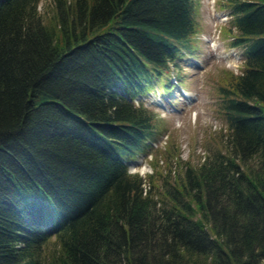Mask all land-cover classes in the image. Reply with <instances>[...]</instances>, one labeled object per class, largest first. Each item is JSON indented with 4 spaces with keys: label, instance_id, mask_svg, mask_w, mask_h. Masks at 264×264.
<instances>
[{
    "label": "trees",
    "instance_id": "16d2710c",
    "mask_svg": "<svg viewBox=\"0 0 264 264\" xmlns=\"http://www.w3.org/2000/svg\"><path fill=\"white\" fill-rule=\"evenodd\" d=\"M40 1L0 0V264H264V0H223L244 62L216 89L225 149L174 177L166 152L160 186L128 160L196 0H58L56 25Z\"/></svg>",
    "mask_w": 264,
    "mask_h": 264
},
{
    "label": "rangeland",
    "instance_id": "374dc122",
    "mask_svg": "<svg viewBox=\"0 0 264 264\" xmlns=\"http://www.w3.org/2000/svg\"><path fill=\"white\" fill-rule=\"evenodd\" d=\"M195 2L198 32L194 36V51L182 57L179 74L174 68L168 73L175 87L167 92L164 85L158 84L141 96L156 113L160 134L149 141L146 151L128 160V165L131 172L143 176L154 173L156 186L163 184L167 174L170 164L166 154L170 150L175 154L172 162L174 177L185 170L187 163L199 164L216 149H225L221 134L225 121L218 111L216 89L221 80L227 82L231 78V73L227 76L226 71L239 73L244 65L243 49L231 45L230 8L223 0ZM57 4L58 0L40 1L39 12L45 24L58 23ZM178 155L182 160L180 163ZM149 181L147 188L151 186Z\"/></svg>",
    "mask_w": 264,
    "mask_h": 264
},
{
    "label": "clouds",
    "instance_id": "9594fccd",
    "mask_svg": "<svg viewBox=\"0 0 264 264\" xmlns=\"http://www.w3.org/2000/svg\"><path fill=\"white\" fill-rule=\"evenodd\" d=\"M130 169V168H129Z\"/></svg>",
    "mask_w": 264,
    "mask_h": 264
}]
</instances>
